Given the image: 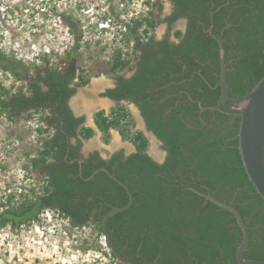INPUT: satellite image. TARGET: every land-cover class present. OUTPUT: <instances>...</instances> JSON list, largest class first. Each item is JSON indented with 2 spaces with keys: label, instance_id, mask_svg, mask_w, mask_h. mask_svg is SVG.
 <instances>
[{
  "label": "trees",
  "instance_id": "16d2710c",
  "mask_svg": "<svg viewBox=\"0 0 264 264\" xmlns=\"http://www.w3.org/2000/svg\"><path fill=\"white\" fill-rule=\"evenodd\" d=\"M172 1L176 6L172 19L180 15L190 19L188 34L180 45L173 48L164 44L162 59L151 66L145 65L149 77L157 71L166 76L168 86L165 91L173 89L176 92L181 87L184 93L197 91L203 104L214 102L219 95V91L212 88L221 71L219 43L204 31V25L196 23L200 18L210 26L211 12L214 11V33L222 37L226 52L232 58L226 71L230 92L239 96L249 92L264 75V0ZM64 20L70 28L75 27V21L70 17L64 16ZM137 30L138 23L130 28L133 33ZM76 38L79 40L80 35ZM0 61L1 66L14 76L26 77L27 74H22L24 65L20 59L0 51ZM129 64L130 60L122 59L118 52L111 69L116 71ZM37 75H41V71ZM40 80L47 87L44 88L37 80L31 83L30 95L27 96L22 92L8 95L0 83L1 111L14 117L18 108H50L51 114H46L44 120L47 128L52 129L53 125L57 128V132H52L51 137L45 140L41 156L32 160L38 172L48 177L49 186L42 195L25 200L19 206L2 208L0 229L8 224L19 228L37 219L43 209L55 208L74 226L82 227L93 222L105 235L101 226L104 214L114 206L126 204L128 192L120 183L106 177L102 183L99 182L98 196L95 185L87 184L81 176H69L64 167L65 139L76 134V126L82 118H75L67 106L69 93L56 71L47 70ZM148 83L153 85V81ZM196 85L197 90L193 88ZM169 106L172 107L170 101L161 106V110L165 111ZM192 113L186 104L177 106L176 119L172 120V116L166 114L169 116L167 123L156 128L168 151L163 164H157L144 152L146 141L141 134L136 135L138 152L125 160L118 161L117 157L108 163L110 170L130 187L134 201L129 208L109 217L107 229L117 248L139 262H233L242 230L232 212L199 193L210 192L231 202L241 212L250 235L244 255L264 258V200L242 163L238 148L240 116L232 115L229 119L218 110H207L204 112L207 119L212 116L210 113H216V117L205 125L195 117L191 119ZM98 116V125L103 130L120 124L117 115L109 118L99 112ZM92 132L91 128L84 129V137H90ZM101 164L103 161L99 159ZM92 172L93 169L86 168L84 175ZM103 176L108 175L103 170L99 171V178ZM106 242L108 244L107 239ZM111 256L117 259L112 252Z\"/></svg>",
  "mask_w": 264,
  "mask_h": 264
},
{
  "label": "rangeland",
  "instance_id": "374dc122",
  "mask_svg": "<svg viewBox=\"0 0 264 264\" xmlns=\"http://www.w3.org/2000/svg\"><path fill=\"white\" fill-rule=\"evenodd\" d=\"M171 4V0H0V51L20 59L22 74L34 75L45 67L75 70L85 78L84 88L92 91L85 98L90 106L99 100L96 94L103 82L113 78L110 69L118 52L132 62L138 54L136 44L165 34L164 18ZM64 16L75 21L74 28ZM182 22L175 28L183 27ZM137 23V32H131ZM0 83L8 95L26 90L27 85L25 78L5 70L1 61ZM84 93L75 97L73 107ZM45 115L41 110L18 112L13 117L0 110V211L42 195L49 186L48 177L32 163L41 156L45 140L53 132L47 128ZM94 122H88L94 129L84 139L86 147L97 145L103 155L121 146L128 148L127 142L118 138V126L106 131ZM0 264L123 263L111 256L106 237L95 223L74 226L55 208H45L37 219L19 228L8 224L0 229Z\"/></svg>",
  "mask_w": 264,
  "mask_h": 264
},
{
  "label": "flooded vegetation",
  "instance_id": "af4514ba",
  "mask_svg": "<svg viewBox=\"0 0 264 264\" xmlns=\"http://www.w3.org/2000/svg\"><path fill=\"white\" fill-rule=\"evenodd\" d=\"M171 3V10L169 14H167L164 18L167 24L165 34L161 38H158L153 35L151 37L152 42H149V40L151 39L150 38L144 43H139L137 57L132 62H130L129 66L121 69L118 68L116 71L110 69L111 73H114L113 78L106 79V82H103L102 84L104 88L101 86L103 90L100 87L101 90H99V93L96 95L99 100L105 101L107 104L106 106L104 105L101 109H97L95 111L91 109V112H89H94L91 119L93 120V122L95 121L94 124H98L99 112H103L105 117H109L110 114L117 115L118 120L120 121V124L117 127L119 138L120 141L124 143L127 142L126 146L128 148H126L125 146H121L119 148L109 150L108 154L103 155L101 153V149L96 147L97 145L92 146L91 148L85 146L84 129L91 128L93 130L94 128L93 126H90L88 124V122L91 121L87 119L88 117H90L89 113L83 110L77 111L76 108L73 107V100L75 99V97L79 96V93L81 91L85 92L83 95L87 94V96H91L92 91H90L88 88H84L87 83H82V80L84 81L85 78H82L79 74H76L74 72L75 70L62 67H45L41 70V75L28 74L25 77V82L27 83V85L26 90L22 91V93H24L26 96L30 95L31 83H35L37 80L40 84L44 86V88L47 87V85L40 80L45 77V72L47 70L56 71L58 73V77L65 84L66 90L69 93L66 100V104L75 118L82 119L76 126V134L69 135L65 139L67 142V146L66 154L64 156L66 166L64 167L68 170L69 176H72L74 178L81 176L82 179L87 182V184L95 185L98 191V196L99 182L102 183L103 179H105L106 177L114 179L106 170L99 168L106 166L110 170L108 163H110L111 161H115L117 157L118 161H122L131 156L132 154L138 152L139 148L136 142H139V139L136 140V135L141 134L142 137L145 139L146 149L144 150V152L147 153V155L154 162L161 165L166 161L168 151L164 146L163 140L159 137L158 133L156 132V128L167 123V117L169 116H166V114L172 116V120L176 119L177 106L186 104L193 111L192 115L190 116L191 119L195 117L197 121L200 120L205 125L209 123V120H214L216 117V113H210L212 114V116L207 119L206 116H204V112L207 110L217 111L216 109L209 108V106L216 105L218 103L221 92V86L217 85V82L221 79V71L219 74V78L215 77L216 83L214 86H212L213 89L219 91V95L213 103L206 102V104H203V100L198 97L197 91H190L184 93L181 87H178L176 92H174L173 89H170L172 91H165V88L168 86V84L166 83V76H163L157 71H155L154 76L149 77L150 73L148 74L145 71V65L151 66L154 63L156 64L158 60L162 59V49L165 48V43L168 44L171 48H173L175 45H180L188 34V27L190 22L189 17L186 15H180L179 17L172 19L176 11V6L174 1L171 0ZM212 14H214V11L211 12L212 24L210 26H208L207 23L203 22L200 18L196 19V23L198 24V26L200 24H202V26H205L204 31L206 32H209V28L212 25L214 31V22L212 20ZM181 20L183 21V27L176 29L175 26L178 25ZM173 29H176L175 31L177 33V35H175L174 37L172 36ZM178 33L180 34L178 35ZM225 56L226 59H228V61L226 62L227 71V63H231L232 58L229 54H227V52ZM185 67L186 66L183 65V68ZM212 72H214L213 69ZM72 73L75 74L71 76ZM141 73H143V75H141ZM209 75L211 76L212 74ZM170 77L172 79L173 75H171ZM211 77H214V75H212ZM146 80L149 82L153 81V85H150L149 83L147 84ZM206 80L211 83L208 78H206ZM91 86L92 85H90V87ZM80 88L82 90H80ZM193 88L197 90L198 86L196 85ZM229 88L230 85L228 81L227 102H231L232 100L241 97L236 92H230ZM83 95H81V97ZM81 97L79 98V100H81ZM86 97H84V101L86 100ZM168 101L172 102V107L169 106L165 111H162L161 106H163ZM172 109L174 110L173 112ZM41 110H45L47 115L51 114L50 108L37 106L29 107L23 110L18 108L16 112L25 113ZM223 114L228 115L229 119H232V115H235L227 113ZM229 122H231V120H229ZM52 130L54 133L57 132V128L54 125L52 126ZM124 131H126V134H124ZM153 143L156 144L157 154L151 152ZM99 159L103 161V164L99 165ZM114 167L115 165L113 166V168ZM86 168L93 169V172L88 176L84 175V170ZM102 170L105 171L108 176H103L99 178V171ZM111 173L118 177L112 171ZM109 178L106 179V181H108ZM115 181L118 182L117 180ZM97 209L99 211V201Z\"/></svg>",
  "mask_w": 264,
  "mask_h": 264
},
{
  "label": "water",
  "instance_id": "95a60500",
  "mask_svg": "<svg viewBox=\"0 0 264 264\" xmlns=\"http://www.w3.org/2000/svg\"><path fill=\"white\" fill-rule=\"evenodd\" d=\"M213 20V14H212ZM210 34L218 41L220 60H221V79L217 85L221 86V92L218 103L209 106V108L219 110L222 113L235 114L240 116V124L238 130V148L241 155L243 166L246 170L248 178L252 182L256 191L264 200V75L257 81L253 88L245 95L238 97L231 102H227L228 98V81L226 75V52L221 36L213 31V25L209 28ZM80 90H82L80 88ZM205 108V107H204ZM99 169L106 170L115 180H117L127 190L129 201L121 206H114L111 210L104 214L101 226L104 230L108 246L116 258L123 264H158L139 262L124 255L115 245L113 238L107 229V221L114 213L129 208L134 201V196L130 187L111 173V171L103 166ZM207 199L211 200L218 206L229 210L236 217L237 222L242 230V239L236 249V260L224 264H264V258H249L244 255L248 247L250 235L248 226L237 207L231 202L224 201L210 192H199Z\"/></svg>",
  "mask_w": 264,
  "mask_h": 264
},
{
  "label": "bare ground",
  "instance_id": "6f19581e",
  "mask_svg": "<svg viewBox=\"0 0 264 264\" xmlns=\"http://www.w3.org/2000/svg\"><path fill=\"white\" fill-rule=\"evenodd\" d=\"M101 81V80H100ZM102 82H100V84H101ZM96 87L98 88V86H99V79L98 80H96ZM97 95V94H96ZM87 96V94L86 95H83L82 97H81V100H77V103H75V108H76V110L78 111V110H80V111H82V109H87V110H91V109H93V110H97V109H99V108H101V107H103L104 105L106 106V102L105 101H102V100H96V101H94V102H92L91 103V105L89 106V104H86L85 103V101H84V97H86ZM80 102H83V103H80ZM119 138V137H118ZM117 141L119 142V139H117ZM151 152L152 153H154V154H157V149H156V144H152V148H151Z\"/></svg>",
  "mask_w": 264,
  "mask_h": 264
}]
</instances>
